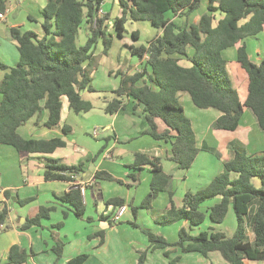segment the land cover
<instances>
[{
	"label": "trees",
	"instance_id": "1",
	"mask_svg": "<svg viewBox=\"0 0 264 264\" xmlns=\"http://www.w3.org/2000/svg\"><path fill=\"white\" fill-rule=\"evenodd\" d=\"M40 11L42 36L33 31L10 29V36L17 44L19 55L15 67L8 68L0 62V69L6 71L0 82V145L13 147L17 152L50 155L63 148L62 138L24 139L17 129L32 117L47 112L44 127L52 129L60 122L62 102L74 114L87 113L92 109L89 101L82 99L81 93L96 92L91 86V76L96 68L95 49L102 40L103 54L111 46V38L106 30L109 17L101 18L98 11L105 0H45ZM201 0H118L120 16L115 18L112 28L119 39H123L127 22H147L160 34L147 46L133 47V56L144 59L140 71L130 75L121 74L118 88L112 91L114 97L108 101L104 112L114 115L123 106V99L130 98L141 107L147 125L145 134L155 141L171 143L168 159L178 169L188 170L200 150L215 156L218 154L205 147H197L191 122L178 103L177 93L188 94L194 107L201 110L213 109L220 116L213 122L214 130L234 131L238 128L244 110L255 117L258 127L264 133V57L258 63L250 61L244 40L255 37L264 27V0H208L206 13L196 24L189 23V16L200 5ZM6 3L0 0V14L5 13ZM218 14L220 17L216 18ZM182 19L181 24L172 20ZM86 26V40L77 46L79 30ZM137 40V34L132 33ZM240 44V45H239ZM237 47L236 63L245 72L247 84L245 96L234 88L227 72L223 52ZM189 49L191 52L189 53ZM180 59L191 63L188 68L178 64ZM159 119L165 129L159 130L155 120ZM63 134L70 128L63 126ZM149 166L152 178L149 192L141 203L142 208H150L159 193L169 187V177L161 167V159L135 154L132 169L140 170ZM81 166H68L59 160L45 158L43 179L45 181L68 180L79 172ZM97 179L113 181L106 172H96ZM136 180V174L129 175ZM258 178L260 188L251 183ZM213 198L218 201L206 210L202 204ZM59 201L72 207L75 217L82 219L84 205L79 188L59 196ZM29 200L20 203H28ZM170 208L156 221L170 225L176 221H186L178 232L175 243L169 244L164 238L147 230L150 246L138 255L136 264H145L147 253L157 249L174 247L182 253H198L207 258L217 252L227 264H245L248 261H264V152L248 154L235 150L230 161L223 162L222 171L205 187L185 193L180 207H175L169 192ZM124 200L113 198L106 206H124ZM136 215L137 208L131 207ZM229 209L236 218V228L231 237L212 227L197 235H191L206 218L211 224L219 225L225 220ZM52 207L40 208L30 223L39 225L42 217H48ZM7 217L5 208L0 210V223ZM137 227L135 224H131ZM253 236L249 240L247 232ZM63 244L57 240L53 248L57 258L61 256ZM165 250L164 256L169 257ZM25 253L16 246L9 250L8 261L0 264H23ZM87 255L70 259L67 264H83ZM178 257L168 264H177Z\"/></svg>",
	"mask_w": 264,
	"mask_h": 264
},
{
	"label": "crops",
	"instance_id": "2",
	"mask_svg": "<svg viewBox=\"0 0 264 264\" xmlns=\"http://www.w3.org/2000/svg\"><path fill=\"white\" fill-rule=\"evenodd\" d=\"M4 1L7 8L4 19L0 21V62L8 68H12L18 63L19 55L17 51V44L10 36V29L16 28L21 31H33L41 37L42 28L34 29L31 27L30 23H35L36 25L41 26L42 22L39 21L38 18L41 17L39 14L45 6L46 1L16 0L14 4H11L9 0ZM110 1L112 9L116 5L118 7L117 15L114 19L120 16L121 10L118 5V0H105L103 3L101 9L104 14H108V24L111 26L112 23L110 13L105 9L106 5H108ZM28 2L35 5L38 17L34 14V12L32 13L31 8H24V4ZM200 2L203 3V0ZM194 13L189 16V23L196 24L202 15L193 16ZM215 17L218 18L220 16L216 14ZM172 20L177 24H181L182 22V19L177 17H173ZM133 32H135V34H137V38H139V32L137 30H132L130 32V36H132ZM156 32L157 33L153 39L160 34L159 31L156 30ZM262 34H264V27L263 31L257 36L244 40L246 52L250 61L254 64H258L263 59L264 48H257V57L253 59L249 53L246 41L248 39H256ZM83 36L86 40V32ZM84 39L82 42H85ZM137 40L132 39V43L129 44L133 47H139L135 44ZM233 49L235 52L231 61H227L225 59L227 61L226 69L232 80L234 88L239 91L241 99H243L245 96L247 77L245 72L236 63L237 47H233ZM190 52L191 50L189 49V53ZM143 63L144 58H138V61H136L132 67H129V69L122 74L130 75L135 71H140ZM178 64L185 68L191 66V63L185 59H180ZM5 73L6 71L0 69V82L2 81ZM108 90L112 92L115 89H106V91ZM177 99L184 111V114L191 122L197 147L200 149L202 147L212 149L219 156H216L218 158V162L217 164H214L213 168L210 167L209 172H207V166H199L200 162L208 159L203 155H212L211 153L203 150L198 152L195 160L188 170L178 169L177 165L168 159L170 156L171 143L169 141H155L149 135L143 134V132L147 130L144 114L141 107L136 106L134 101L130 98H126V102L125 99H123L124 104L122 108L113 115V120H107L106 124L101 128L104 132L112 130L115 133V138L114 143L111 146H108V144L105 143L103 149L100 151L102 155L95 163L94 161L96 156L92 157L89 150L85 149L82 145L76 144L74 140L71 141L68 138L73 131L72 127L67 124V121L72 119L71 115L74 113L69 110L65 99L62 102L61 117L57 127L52 129L44 127V122L47 119L46 111H43L39 117H32L25 125L19 127L17 129V133L24 139L47 140L59 137L64 140L65 146L57 149L50 155H40L17 152L11 146L0 145V155L2 157V161L4 162L0 166V210L5 208L7 211L5 221L0 223V263H6L8 261L10 248L12 246H16L25 253L26 259L23 264H67L70 259L82 254L87 255V259L83 264H136L138 256L128 255L129 253L124 244L125 237L122 234L125 230H122V227L119 225L123 220L122 218H126L128 221V217H126L128 215V209L130 208L131 203L134 204L135 197H132L131 200L130 188L138 187L140 184L138 177L143 170L147 171L150 175V185L152 173L149 166H143L140 170L131 168L135 159V154L160 158L162 171L169 177V182H174V180L184 182L183 194L185 195L187 192H192L197 189L199 190L208 185L211 180L222 171L223 162H227L232 159L236 149L239 151H246L248 154L264 152V133L258 127L257 121L250 110H244L239 126L236 130H214L212 128V124L220 116L219 112L213 109L196 110L197 108L193 106L190 97L184 92L177 93ZM130 105H132L131 108ZM118 120L121 124L126 123V129H133V136L143 135L144 137H149V140L144 141L146 146L140 147L131 153L132 157L129 159V163H127L126 172L123 173L127 180L114 173L109 166V163H115L114 151L120 142L119 135L116 133L115 129ZM155 123L159 130L165 129V125L161 120L156 119ZM63 126H68L70 128V132L68 134L62 133L61 128ZM91 135L94 138H97L98 130L94 129ZM105 138H109V136H106ZM126 140L129 139L126 138ZM63 149L69 150L61 152ZM117 157L122 159L121 155L117 154ZM45 158L59 160L61 163L68 166H76L80 164L81 170L73 174L72 176L74 177L68 180L45 181L43 179V162ZM10 160L14 162L11 167L6 165L7 161ZM112 160L113 162H111ZM89 161H92V167H88L86 165ZM196 167H199L198 169H200L197 177L203 179L195 181L194 186H197L195 189L194 187H190L192 185H188L187 182L192 169H196ZM96 172H106L113 178L119 180L121 182V184H119L121 186H118L120 191L115 190V188H111L107 195L106 190H108V187L105 183L112 182L97 179L95 177ZM131 174H136L137 179L133 180L130 178L129 175ZM12 177L14 178L13 180ZM122 187L126 188L125 193ZM72 188L80 189L82 194V203L84 205L83 219L75 220L76 222L71 220L75 217L72 207L68 204L60 202L58 199L59 196L70 191ZM21 191H26L23 193V197L20 196ZM11 192L16 194V207L14 204L12 206ZM165 192L168 194L169 192L172 193V189L168 187L167 190L162 191L161 193ZM113 198L124 200L123 205L126 207L125 213L117 224L111 223V216L116 213L119 206H106V202ZM178 198H180V196ZM29 199H31V201L28 203H20L21 201ZM42 207H52L53 210L49 212L48 217H42L40 219L39 225L30 223V220L39 213L40 208ZM58 207L62 209L60 215L58 214ZM88 208L91 211L89 210L86 214ZM85 217L87 218L88 226H85L84 224L86 219ZM65 220L68 226L70 224L77 228L72 235L65 230ZM184 223L187 224L186 221H184ZM252 239L253 236L251 234V238H249V240L252 241ZM57 240L63 244L61 256L59 258H57L55 252L53 251ZM213 253L216 252L210 253L207 258L211 257ZM245 264H264V261L245 260Z\"/></svg>",
	"mask_w": 264,
	"mask_h": 264
},
{
	"label": "rangeland",
	"instance_id": "3",
	"mask_svg": "<svg viewBox=\"0 0 264 264\" xmlns=\"http://www.w3.org/2000/svg\"><path fill=\"white\" fill-rule=\"evenodd\" d=\"M15 1L16 0H9L11 4H14ZM28 3L24 4V8L25 9L31 8L32 13L34 12V14H36V16L38 17V14L36 12L37 8L35 7V5L32 3L30 4ZM206 4H207V0H203V3L200 2L199 8L195 11L193 16L206 13V6H207ZM105 9L110 13L111 23H113L114 17L117 15V11H118L117 5L112 9L111 1H110L108 5H106ZM38 19L39 21L42 22L41 17H39ZM106 24L108 28L105 33L107 37L111 38V46L107 54L104 55L103 54L104 46L102 40H99L98 43L96 44V49H95L96 68L91 76V86L94 88V90H96V92L81 93L82 99L85 101H89L92 104L93 108L85 114H80V115L73 114L71 115L72 119H69L67 121V124L72 127V131H73L68 138L71 141L74 140L76 144L82 145L85 149L89 150L91 152L92 157L96 156L94 163L98 160V158L101 157L102 153H100V151L103 149L105 143H107L108 146H111L114 143V138H115V133L112 130L110 131L108 130L104 132L101 129L106 124L107 120L109 119L113 120V115H109L104 112L107 101L112 100V98L114 97V94L110 90L106 91V89L118 88L120 84L121 74L127 71L129 67H132V65L136 61H138L137 56H133L130 51L129 43L130 44L132 43L130 32L132 30L133 31L137 30L139 32V38L137 42H135L136 46L139 47L146 46V44L149 41H151V39H153V37L157 33L156 30L152 28L147 22H128L125 24L126 31L124 33V39L119 40V38H117V36L113 31L112 24L111 26L108 23ZM30 25L34 29L41 28L40 25H36L35 23H30ZM85 32H86V26L83 25L79 30L78 39L76 41L77 46L84 44V42L82 41L84 39L83 34ZM246 43L249 48V53L251 57H253L254 59L257 57L256 54L257 53L256 50H258L257 48L259 49L264 48V34L260 35L256 39H248ZM234 52L235 51L233 48H229L225 50L223 56L227 61H231L232 57L234 56ZM125 102H126V98H125ZM131 106L132 105H130V108ZM125 124L123 123L121 124V122H119L118 120L115 126L116 133H118L119 135L120 142L114 151L115 163H109V166L111 167L112 171H114V173L120 175V177L127 180V178H125L123 173L126 172L127 163H129L130 161L129 159L132 157L131 153L133 151H136V149L140 147L146 146L144 141L149 140V137H144L143 135L133 136L132 135L133 129L132 130L126 129ZM94 129L98 130L97 138H94L91 135ZM143 134L147 135L144 132ZM125 135H129V136H125ZM106 136H109V138H105ZM126 138H128L129 140H126ZM68 150L69 149L66 150L63 149L61 152H66ZM117 154L121 155L122 159H119L117 157ZM203 156H206L208 159H206V161L203 160L202 162H200L199 166H207V172H209L210 167L213 168L214 164H217L218 158L213 154L212 155L206 154ZM111 162H113V160ZM3 163L4 162L2 161V157L0 155V166ZM13 163L14 162L10 160L7 161L6 165L11 167ZM86 165L88 167H92L93 163L92 161H89L87 162ZM198 168L199 167H196V169H192L191 174L189 175V180L187 182L188 185H192L190 187H194L195 189L197 187L194 186L195 181H198L199 179H203L197 177V174L200 171V169ZM138 178H139L138 181L140 182L138 187L130 188L131 200L132 197H135L134 204L131 203V207L137 208L136 215L133 216L131 209L129 208L128 215L126 216L128 217V221L126 220V218H122L123 220L119 225L120 227H122V230H125L122 232L123 236L125 237L124 244L129 253L128 255H132V256H138L140 252L145 251L150 246L147 236L142 232L143 230H147L155 236H160L164 238L169 244H173L177 241L178 232L180 229L184 228L185 230L188 231V225L185 224L184 221H176L170 225H161L156 221V219L164 215L167 212V210L170 208L168 193L165 192L159 194L158 197L151 203L150 208L147 209L141 207V203L145 199L149 191L150 175L148 174L147 171L143 170L139 174ZM13 179L14 178L12 177V180ZM111 182L112 183L109 182L105 183L106 186L108 187V190H106L107 195L111 188H115V190L120 191L118 186H121L119 185L121 184V182L116 178H114L113 181ZM251 183L255 188L261 187V182L258 178H252ZM169 185H170L169 188L172 189L173 204L175 207H180L182 204V197L184 195L183 194L184 182L179 180H174V182L171 181ZM122 188L125 193L126 188L125 187ZM197 190H193L192 192H195ZM25 192L26 191H21L20 196L23 197V193ZM10 195L12 196V200H11L12 206L14 204L16 207V200H15L16 194L11 192ZM179 196L180 198H178ZM217 200L218 198H213L205 201L202 204L201 210H206L208 207H211L212 205L215 204ZM61 210L62 209L58 207L59 215L61 214ZM89 210L90 209L88 208L86 214L89 212ZM73 218L74 219H71L74 220L73 222H76L75 220L83 219V218L76 219V217ZM65 223H66L65 230L72 235L77 228L74 225H70V224L68 226L66 220ZM132 223L135 224L137 227H133L131 225ZM84 224L85 226H88L87 218L85 219ZM211 227L215 229V231H221L227 237H231L236 228V218L232 209H229L225 220L220 225L211 224L208 218H206L199 227H195L189 232L191 235H197L202 231H208L209 228ZM247 234H248V238H251L250 231L247 232ZM165 250L170 251L169 257L164 256ZM165 250L157 249L154 251H149L147 253V257H146L147 260L145 264H168L170 260L176 257H178L179 259L177 264H227L225 261H223V259L220 257V255L217 252L213 253L211 257L205 259L197 253H182L178 249H175L174 247H168Z\"/></svg>",
	"mask_w": 264,
	"mask_h": 264
},
{
	"label": "built area",
	"instance_id": "4",
	"mask_svg": "<svg viewBox=\"0 0 264 264\" xmlns=\"http://www.w3.org/2000/svg\"><path fill=\"white\" fill-rule=\"evenodd\" d=\"M4 15L5 13L0 14V21L4 19ZM104 15L103 10L100 8V10L98 11V16L101 18ZM144 59H146V57H144ZM95 134V132H94ZM74 176H70V178H73ZM126 211V207L125 206H121L117 208V211L114 215L111 216V223L112 224H117L120 221V218L123 216V214ZM1 227V225H0Z\"/></svg>",
	"mask_w": 264,
	"mask_h": 264
}]
</instances>
